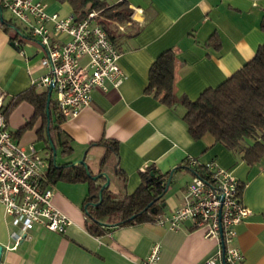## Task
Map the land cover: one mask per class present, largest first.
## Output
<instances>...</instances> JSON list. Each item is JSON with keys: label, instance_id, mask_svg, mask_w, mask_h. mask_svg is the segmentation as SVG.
<instances>
[{"label": "crops", "instance_id": "1", "mask_svg": "<svg viewBox=\"0 0 264 264\" xmlns=\"http://www.w3.org/2000/svg\"><path fill=\"white\" fill-rule=\"evenodd\" d=\"M45 1L48 12L60 15L71 12L66 1ZM118 1L123 0H109ZM124 1L130 9L129 19L121 22L106 19V22L114 44L121 51L118 61L126 77L118 87L106 81L107 90L94 89L89 104L78 115L60 123L70 138L71 149L63 152L68 159L59 163L84 157L93 174L106 170L112 176L111 169L104 168L111 160L114 178L110 179L108 189L119 196L137 188L140 171L147 165L160 173L173 169L161 213L167 215L183 204L186 185L193 175L182 165L184 158L190 156L203 164L214 161L237 176L241 183L240 198L252 210L235 226L234 245L242 254L240 264H264V157L248 165L239 154L214 143L209 134L192 138L182 119L184 107L178 102L165 105L154 96L153 89H147L152 61L168 48L175 58L176 97L195 99L206 88L221 83L264 44V31L260 29L264 0ZM2 15L12 18L11 14L8 18ZM15 26L24 31L18 24ZM24 37L9 25L4 28L0 22V87L5 93V104L11 96L28 89L32 78L38 79L47 71L38 63L26 66L39 52L40 59L43 52L39 47L26 52L21 39ZM12 40L14 46L10 44ZM39 70L42 72L38 75ZM40 90L45 89L40 86ZM33 113V106L26 100L14 106L7 117L11 133ZM41 126L42 120L37 117L31 127L14 137L15 141L24 147L30 143L35 146ZM101 139L117 143L115 147L94 143ZM116 167L122 176L116 174ZM77 184L85 188H77ZM51 186L52 201L69 216L70 225L63 233L36 226L16 248L9 249L10 231L15 228L0 204V243L4 246L0 264H143L156 242L161 249L155 264H222L216 257L221 249L219 241L206 237L190 220L174 229L144 221L111 226L93 235L85 227L82 209L87 183L60 179Z\"/></svg>", "mask_w": 264, "mask_h": 264}, {"label": "built area", "instance_id": "2", "mask_svg": "<svg viewBox=\"0 0 264 264\" xmlns=\"http://www.w3.org/2000/svg\"><path fill=\"white\" fill-rule=\"evenodd\" d=\"M0 4L28 24L31 35L38 39V49L43 52L38 66L47 71L38 79L32 78V83L47 90L53 81L52 93L60 116L67 119L78 115L89 104L94 89L107 90L106 81L118 87L125 79L118 61L121 51L99 23L97 11L91 10L77 20L72 12H48L45 0H0ZM4 97L0 87V204L15 228L10 231L12 244L8 247L14 249L32 228L63 233L71 219L52 201L53 189L46 182L48 159L32 143L24 147L15 141L3 111ZM184 160L199 163L190 156ZM204 165L209 176L193 174L183 204L170 214L157 215L154 222L174 229L190 220L206 237L219 241L221 249L216 257L222 264H240L242 254L234 245L235 226L252 210L242 202L241 183L232 170L214 161ZM160 249L158 242L153 243L143 264H155Z\"/></svg>", "mask_w": 264, "mask_h": 264}, {"label": "trees", "instance_id": "3", "mask_svg": "<svg viewBox=\"0 0 264 264\" xmlns=\"http://www.w3.org/2000/svg\"><path fill=\"white\" fill-rule=\"evenodd\" d=\"M58 1L68 2L77 20L84 18L91 10L97 11L98 21L113 44V36L106 19L119 22L129 19L130 9L124 0L115 3H110L109 0ZM0 10L3 13L4 8L1 4ZM0 22L4 28L10 24H17L13 17L6 19L3 15ZM260 29L264 31V18L260 22ZM22 32L25 36H32L30 30ZM114 46L118 48L115 44ZM175 69L173 51L171 48L165 49L149 67L147 89H153L154 96L165 105L171 106L178 102L184 107L182 119L187 124L192 138L199 139L209 134L213 137L214 143H220L228 150L239 154L240 159L246 164L253 165L260 161L264 157V44H260L254 56L239 69L218 85L203 90L195 99L187 96L176 97L173 92ZM46 91L40 90L37 82H33L28 89L11 96L9 102L4 103L3 110L8 117L13 107L23 100L34 108L32 117L13 132V137L20 136L31 127L37 117L41 118L42 126L38 130V138L45 144L49 161L46 182L52 184L63 179L69 182L87 183L82 209L86 217L85 227L93 235H99L111 226L154 222L164 207L165 184L170 172L160 173L154 166L147 165L143 171H140L141 182L132 193L119 196L111 192L107 186L102 189L99 200L104 177L93 179L89 167L87 172L82 164L53 162L50 141L55 149L61 147L65 152L71 147L70 138L60 128V123L65 118L58 114L52 92L49 100V116L46 115ZM94 143L115 147L117 142L112 139H101ZM182 165L188 167L193 174L209 176L210 172L204 164H192L183 160ZM116 174L119 176L123 174L119 167H116Z\"/></svg>", "mask_w": 264, "mask_h": 264}, {"label": "rangeland", "instance_id": "4", "mask_svg": "<svg viewBox=\"0 0 264 264\" xmlns=\"http://www.w3.org/2000/svg\"><path fill=\"white\" fill-rule=\"evenodd\" d=\"M3 13H4V15H5L7 18L10 17V14H11V13H10L7 9H4V10H3ZM11 16L13 17L14 21H15V22H16V23H17V24H18V25H19L24 31H27V32H28V30H29V25H28V24H25L24 22H22V21L16 19L13 15H11ZM27 32H26V33H27ZM21 39H22V41L24 42V43H23V46H24L26 52L29 51V50H32V48L37 49V48L40 46V45H39V42H38V39L35 38V37H32V36H26V37L21 38ZM40 55H41V52L37 53L36 56H35L30 62H27L26 66H27V67H30V66H33V65L37 64L38 61H39V57H40ZM41 72H42V70H39V71H38V75L41 74ZM53 96H54V94L52 93V98H53ZM44 146H45V144H44L43 140H41V139H38V140L35 142V147H36V149L38 150V153H39L41 156L46 157L48 154H47V152H46L47 150H46V148H45ZM55 151H56L55 159H56V162H57V163H59V162H61V161H64L65 159H68V154L63 153V152H64V149H62L61 147H57V148L55 149ZM104 168L111 169L110 172H112V176H110V174H109L106 170H105V171L103 170V172H106V173L108 174V176H109V182H110V179L114 178V176H113V172H114V164L112 163L111 160H109V161H107V162L105 163ZM91 169H92V168H91ZM92 171L94 172V170H92ZM176 179H177V178H176ZM112 181H113V179H112ZM76 186H77V188H78V186H81L82 188L84 187V185H81V184H77ZM112 186H113V184H112ZM77 188H76V190L78 191ZM84 188H85V187H84Z\"/></svg>", "mask_w": 264, "mask_h": 264}, {"label": "water", "instance_id": "5", "mask_svg": "<svg viewBox=\"0 0 264 264\" xmlns=\"http://www.w3.org/2000/svg\"><path fill=\"white\" fill-rule=\"evenodd\" d=\"M0 19H2V10H0ZM9 26L13 30H15L16 33L19 36H21V37L25 36L15 25L10 24ZM10 44L12 46H14L15 45L14 40H12ZM52 85H53V81L50 82V84L48 85L47 91H46L47 92V97H46V115H47V117L49 116V100H50V97H51ZM50 147L52 148L53 162H56V159H55L56 151H55V147L51 144V141H50ZM71 164L72 165L82 164V165H84V168L87 170V172H89L88 165L86 164V162L84 160V157H81L78 160L72 161ZM172 175H173V169L170 170V173H169V175L167 177L166 184H165L166 187L168 186V184H169V182H170V180L172 178ZM101 176L105 178V181H104V183L102 184V186L100 188V192H99V198L100 199L99 200H101V195H102L101 191H102V189L109 185V176H108V174L106 172H103V171L92 175L93 179H97V178H99ZM3 253H4V246L0 243V263H1V260H2Z\"/></svg>", "mask_w": 264, "mask_h": 264}]
</instances>
